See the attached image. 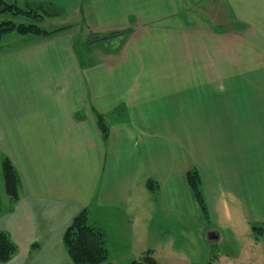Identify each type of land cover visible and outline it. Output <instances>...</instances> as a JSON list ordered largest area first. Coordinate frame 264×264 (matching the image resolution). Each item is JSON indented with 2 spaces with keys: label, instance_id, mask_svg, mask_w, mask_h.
I'll return each mask as SVG.
<instances>
[{
  "label": "crops",
  "instance_id": "0c3cea01",
  "mask_svg": "<svg viewBox=\"0 0 264 264\" xmlns=\"http://www.w3.org/2000/svg\"><path fill=\"white\" fill-rule=\"evenodd\" d=\"M0 1L60 9V30L0 40V157L21 179L16 201L0 192L17 246L0 264H75L63 236L83 209L112 264H195L209 232L201 264H264V0Z\"/></svg>",
  "mask_w": 264,
  "mask_h": 264
},
{
  "label": "trees",
  "instance_id": "16d2710c",
  "mask_svg": "<svg viewBox=\"0 0 264 264\" xmlns=\"http://www.w3.org/2000/svg\"><path fill=\"white\" fill-rule=\"evenodd\" d=\"M28 10L23 9L20 5L14 3H5L0 1V13H11L14 15L28 14L33 16L37 22L44 19L45 16H54L60 12V9L51 3H30L27 4ZM59 9L55 11L54 9ZM60 29L48 30L42 28L39 24L31 22L25 23L24 21L15 22L14 19H1L0 20V40L4 34L8 32H16L18 34H37L49 35ZM129 31H123L128 33ZM112 34H120V32H111ZM110 33V34H111ZM106 36V35H105ZM105 38L102 36V39ZM96 120L99 129L104 138L108 136V123L106 116L101 113H96ZM5 191L11 201L18 199V187L21 182L20 176L13 165L8 159L4 158L1 162ZM186 179L193 197L199 205L200 209L206 213V205L201 189V179L197 170H189L186 174ZM150 183V182H147ZM150 188V184L148 185ZM1 198H0V212H1ZM252 233L255 238L264 235V224L253 225ZM63 240L65 246L72 257L75 264H112L107 260V249L102 232L89 224L87 209L81 210L72 219L64 232ZM17 246L11 240L7 232L0 231V262H6L16 252ZM130 264H159L158 260L154 257L152 250L148 249L142 255L134 259Z\"/></svg>",
  "mask_w": 264,
  "mask_h": 264
},
{
  "label": "rangeland",
  "instance_id": "374dc122",
  "mask_svg": "<svg viewBox=\"0 0 264 264\" xmlns=\"http://www.w3.org/2000/svg\"><path fill=\"white\" fill-rule=\"evenodd\" d=\"M26 4L27 3H23L21 5V7L23 9H25V10H28V7H27ZM54 10L55 11H59V9H57V8L54 9ZM51 17L52 16H45L42 21L37 22L36 19L32 15L30 16L29 14H28V16H26V14L22 16V15H14V14H11V13H4L3 19H10L11 18V19H14L15 22L24 21L25 23L34 22V23L39 24L42 28L47 29V28H51L53 26L58 25V22L57 21L50 19ZM72 23L74 24V25H72V28H75L74 31H78V29L76 28L77 26H76L75 22H72L71 21L70 24H72ZM102 36H104L105 39H107V40H111V39H113V37L118 36V34L117 33L116 34H112L111 33V34H107L106 36L105 35H102ZM102 36H98L97 39L98 40L102 39ZM1 162H2V160H1V157H0V192H1V195H2L3 193L4 194H7V193L5 191V182H4V177H3ZM2 201H4V198L2 199ZM168 221H173V220L167 219L166 222H168ZM197 234H198L197 231L195 229H192V233L190 234V236L191 235H197ZM162 235H164V237H167L168 235L177 236L178 234H177V231L175 230V228L174 229L172 228V229H170V232L165 231L164 233H162ZM207 238L208 237H204V238L196 237L195 239L191 240L189 242V244L187 245L188 251H190V253H192L193 256L195 257V260H197L195 262V264H201V262L199 261L198 258L201 255L203 256V253H205L206 248H207L206 247L207 244H208L209 249H212L211 254L215 250L214 243H210V241H209V243H206V239ZM211 254L209 256H211ZM210 259H212V256H211ZM210 259L208 261H210Z\"/></svg>",
  "mask_w": 264,
  "mask_h": 264
},
{
  "label": "water",
  "instance_id": "95a60500",
  "mask_svg": "<svg viewBox=\"0 0 264 264\" xmlns=\"http://www.w3.org/2000/svg\"><path fill=\"white\" fill-rule=\"evenodd\" d=\"M216 236V233L215 232H209L208 233V237L209 238H213V237H215Z\"/></svg>",
  "mask_w": 264,
  "mask_h": 264
}]
</instances>
